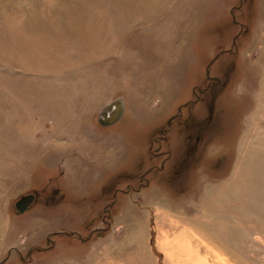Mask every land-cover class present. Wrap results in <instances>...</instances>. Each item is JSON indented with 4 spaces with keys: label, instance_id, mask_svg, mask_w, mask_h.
I'll use <instances>...</instances> for the list:
<instances>
[{
    "label": "rangeland",
    "instance_id": "374dc122",
    "mask_svg": "<svg viewBox=\"0 0 264 264\" xmlns=\"http://www.w3.org/2000/svg\"><path fill=\"white\" fill-rule=\"evenodd\" d=\"M0 264H264V0H0Z\"/></svg>",
    "mask_w": 264,
    "mask_h": 264
},
{
    "label": "water",
    "instance_id": "95a60500",
    "mask_svg": "<svg viewBox=\"0 0 264 264\" xmlns=\"http://www.w3.org/2000/svg\"><path fill=\"white\" fill-rule=\"evenodd\" d=\"M122 105H123L122 102H120V101L116 102V108H114L111 118H117L118 116H120V114L122 112V108H123ZM33 203H34V196L33 195H31V194L24 195L17 200L16 208L19 212H25L26 210H28L33 205Z\"/></svg>",
    "mask_w": 264,
    "mask_h": 264
},
{
    "label": "flooded vegetation",
    "instance_id": "af4514ba",
    "mask_svg": "<svg viewBox=\"0 0 264 264\" xmlns=\"http://www.w3.org/2000/svg\"><path fill=\"white\" fill-rule=\"evenodd\" d=\"M148 172H149V171H148ZM148 172H145L144 174H142V179H143V178H147V174H148ZM37 197H38V192H36V195H35L34 200L37 199ZM49 242H52V241H51V238H49Z\"/></svg>",
    "mask_w": 264,
    "mask_h": 264
},
{
    "label": "bare ground",
    "instance_id": "6f19581e",
    "mask_svg": "<svg viewBox=\"0 0 264 264\" xmlns=\"http://www.w3.org/2000/svg\"><path fill=\"white\" fill-rule=\"evenodd\" d=\"M114 110V109H113ZM110 117V116H109Z\"/></svg>",
    "mask_w": 264,
    "mask_h": 264
}]
</instances>
